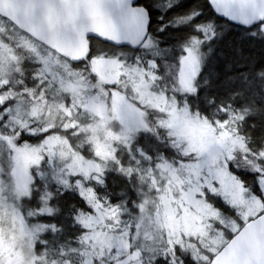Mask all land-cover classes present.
I'll list each match as a JSON object with an SVG mask.
<instances>
[{
    "label": "snow or ice",
    "instance_id": "6c2138e0",
    "mask_svg": "<svg viewBox=\"0 0 264 264\" xmlns=\"http://www.w3.org/2000/svg\"><path fill=\"white\" fill-rule=\"evenodd\" d=\"M208 3L264 38V0ZM178 15L193 31L170 61L135 0H0V264H264V142L244 132L264 116V59L227 78L245 83L227 98L202 93L227 29ZM124 46L142 54L130 62ZM141 133L175 155L149 152ZM110 170L138 180L133 210L99 191ZM68 191L79 230L61 241Z\"/></svg>",
    "mask_w": 264,
    "mask_h": 264
},
{
    "label": "trees",
    "instance_id": "16d2710c",
    "mask_svg": "<svg viewBox=\"0 0 264 264\" xmlns=\"http://www.w3.org/2000/svg\"><path fill=\"white\" fill-rule=\"evenodd\" d=\"M145 7L149 9L150 15V31L158 40L161 49L168 50L166 59L174 61L180 54L181 47L185 35L192 32L191 24L185 22L181 15L186 12L199 11L200 15L193 18V22L207 20L209 17L216 16L210 8L207 0H140ZM172 3V8H167V4ZM163 17V19H161ZM175 18V19H174ZM217 23L222 25L227 31L217 40L211 43L214 45L213 51L207 57L203 70L200 74V80H207V84L201 88V92H207L209 95L213 93L218 96L227 98L229 92L237 89L245 88L242 78L237 77L235 81L227 78L238 73L249 72L253 62L264 59V38L259 36H251L244 27L230 23L216 16ZM163 29L161 31L160 29ZM207 48V45L205 46ZM242 48L243 52L238 53L237 49ZM116 49H113L115 51ZM120 51H126V58L131 62L134 61L138 54H142L140 49H131L122 47ZM230 65V67H228ZM251 78V76H250ZM258 88V85H255ZM249 89L245 95L247 97ZM259 103V101H257ZM240 103L239 99L236 101ZM249 121L256 123V128L245 127L244 132L251 133L253 142L259 145L264 142L260 139L261 129L264 128V116L249 117ZM33 141V138L30 139ZM138 142L149 152L155 154L156 151L163 153L171 158L175 155L171 149L163 141H157L153 136L141 133L137 137ZM155 146L154 148L151 146ZM241 178L250 179L251 174L245 173L244 169H234ZM118 177L119 182L129 190V181L122 176H117L115 171H109L106 180H114ZM109 184L105 189H100L101 194L109 195L111 190H115V184ZM111 202L119 203L120 197L110 198ZM57 205L60 208L59 214L55 217V222L63 226L61 241L66 238H74L79 230V226H73L72 215L76 208L81 207L82 203L75 191L64 192L56 198ZM26 207H32L35 204V195L32 201H25ZM218 205L222 206L223 202L217 200Z\"/></svg>",
    "mask_w": 264,
    "mask_h": 264
},
{
    "label": "rangeland",
    "instance_id": "374dc122",
    "mask_svg": "<svg viewBox=\"0 0 264 264\" xmlns=\"http://www.w3.org/2000/svg\"><path fill=\"white\" fill-rule=\"evenodd\" d=\"M126 56H127V52L126 51H123ZM121 159L125 162H127L128 160V157H127V154H122L121 155ZM111 171V170H110ZM117 176L120 177V175L118 173H116ZM127 179V178H126ZM128 180V179H127ZM129 181V190L127 188H125L123 186V184L121 182H119L118 180V177L114 180H106V185L109 184V182H111L110 184L114 185L115 186V190H111L110 194L108 195L110 198H117V197H120V201H125L127 206L129 207L130 210H133L132 209V205H133V201H136L138 200L139 198V182L138 180H128ZM25 205L27 206V204L25 203ZM168 219L172 222H177L176 221V217H175V214H174V211L173 210H170L169 213H168ZM182 223L184 226L186 227H191V221L189 219V217L185 216L184 218H182ZM3 241H0V245H2Z\"/></svg>",
    "mask_w": 264,
    "mask_h": 264
},
{
    "label": "water",
    "instance_id": "95a60500",
    "mask_svg": "<svg viewBox=\"0 0 264 264\" xmlns=\"http://www.w3.org/2000/svg\"><path fill=\"white\" fill-rule=\"evenodd\" d=\"M135 2L138 3V0H135ZM207 2H208V0H207ZM208 4H209V3H208ZM209 6H210V5H209ZM210 8H211V6H210ZM213 12H214V11H213ZM218 17H220V16H218ZM220 18H222V19L228 21L227 18H225V17H220ZM228 22L233 23V22H231V21H228ZM149 24H150V21H149ZM233 24H235V23H233ZM235 25H238V24H235ZM238 26H241V25H238ZM241 27H243V26H241ZM124 47H128V46H124ZM128 48H131V47H128ZM131 49H136V48H131Z\"/></svg>",
    "mask_w": 264,
    "mask_h": 264
},
{
    "label": "flooded vegetation",
    "instance_id": "af4514ba",
    "mask_svg": "<svg viewBox=\"0 0 264 264\" xmlns=\"http://www.w3.org/2000/svg\"><path fill=\"white\" fill-rule=\"evenodd\" d=\"M28 138H29V140L33 138V141L30 140V142H32V143L36 142V138H34V137H28Z\"/></svg>",
    "mask_w": 264,
    "mask_h": 264
}]
</instances>
